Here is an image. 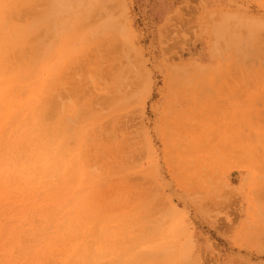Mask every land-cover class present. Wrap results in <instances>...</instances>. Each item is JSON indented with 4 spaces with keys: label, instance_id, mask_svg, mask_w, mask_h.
<instances>
[{
    "label": "rangeland",
    "instance_id": "rangeland-1",
    "mask_svg": "<svg viewBox=\"0 0 264 264\" xmlns=\"http://www.w3.org/2000/svg\"><path fill=\"white\" fill-rule=\"evenodd\" d=\"M69 2L0 0V264H264V0Z\"/></svg>",
    "mask_w": 264,
    "mask_h": 264
},
{
    "label": "bare ground",
    "instance_id": "bare-ground-1",
    "mask_svg": "<svg viewBox=\"0 0 264 264\" xmlns=\"http://www.w3.org/2000/svg\"><path fill=\"white\" fill-rule=\"evenodd\" d=\"M62 1H63V2H64V1H68V2H69L70 0H56V3H57V2H62ZM85 1H86V0H85ZM85 1H84V2H85ZM88 1L90 2V0H88ZM81 2H83V0H71V3H72V4L74 3V4H73L74 6L76 5L75 3H77V4L80 5ZM84 2H83V3H84ZM69 3H70V2H69ZM87 3H88V2H87ZM67 4H68V3H67ZM88 4H89V3H88ZM63 5H64V3H63ZM63 5H62V6H63ZM83 5H84V7H81V8H82V9H83V8L85 9V7L87 6L86 3L82 4V6H83ZM85 5H86V6H85ZM89 5H90V4H89ZM53 6H54V5H53ZM56 6H57V5H56ZM56 6H55V7H56ZM74 6H72V7H74ZM76 6H77V5H76ZM58 7H59V6H58ZM53 8H54V7H53ZM61 8L64 9V8H66V7H61ZM77 8L80 9V6L77 7ZM55 9H56V8H55ZM84 9H83V10H84ZM86 9H87V8H86ZM86 9H85V11H87ZM66 10H67V8H66ZM55 11H56V10H55ZM58 11H59V10H58ZM58 11H57V12H58ZM64 11H65V10H64ZM67 11H68V10H67ZM67 11H66V13H67ZM73 11H76V8H75V10L73 9ZM79 11H80V10H79ZM79 11H78V12H79ZM60 12H61V10H60ZM78 12H77V14L80 15V13H78ZM80 12H82V11H80ZM72 13H73V12H72ZM85 13H86V12H85ZM58 14H59V13H58ZM60 14H61V13H60ZM75 14H76V13H75ZM77 14H76V15H77ZM83 14H84V11H83ZM55 15H56V14H55ZM55 15H54V16H55ZM84 15H85V14H84ZM87 15H88V13H87ZM71 16H72V15H71ZM65 17H66V16H65ZM53 18H54V17H53ZM74 18H75V17H74ZM61 19H62V18H61ZM73 21H74V20H73ZM64 22H65V21H64ZM74 22H75V21H74ZM74 22H73V23H74ZM75 25H76V24H75ZM56 147H57V146H56ZM56 150H57V149H56ZM58 151H59V150H58ZM59 152H60V151H59ZM49 211H50V210H49ZM76 216H77V215H76ZM74 218H75V217H74ZM75 219H77V218H75ZM74 221H75V220H74ZM92 259H93V258H92ZM98 262H99V261H98ZM96 263H97V262H96ZM94 264H95V263H94Z\"/></svg>",
    "mask_w": 264,
    "mask_h": 264
}]
</instances>
